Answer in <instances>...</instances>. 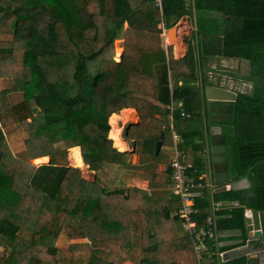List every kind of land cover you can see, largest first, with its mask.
Here are the masks:
<instances>
[{"label": "trees", "instance_id": "obj_1", "mask_svg": "<svg viewBox=\"0 0 264 264\" xmlns=\"http://www.w3.org/2000/svg\"><path fill=\"white\" fill-rule=\"evenodd\" d=\"M185 16L193 18L192 30L186 55L175 59L170 46L162 48L158 26L170 29ZM124 24L118 61L114 41ZM217 56L248 61V74L204 71V60ZM208 71L251 89L234 102H208ZM179 101L189 118L174 112L170 121L166 107ZM127 108L140 119L130 127L134 133L128 131L140 154L159 158L156 142L172 145L174 132L194 182L205 172L204 132L221 127L230 178H246L250 187L211 196L199 190L197 224L207 215L208 196L238 203L217 213L219 231H239L245 239L244 210L264 216V0H161V8L155 0H0V264H118L107 259L111 254L133 264H183L187 247L197 264L187 234L170 237L179 221L158 196L136 188L106 191L59 163L63 145L79 147L80 153L73 148L77 164L94 172L104 164L126 166L108 118ZM16 126L28 158L47 156V164L12 154L4 132ZM150 173L146 180L156 190L164 181ZM103 213L101 238L69 245L71 262L65 263L55 245L64 226L74 223L82 238V229ZM227 264H245V258Z\"/></svg>", "mask_w": 264, "mask_h": 264}, {"label": "built area", "instance_id": "obj_2", "mask_svg": "<svg viewBox=\"0 0 264 264\" xmlns=\"http://www.w3.org/2000/svg\"><path fill=\"white\" fill-rule=\"evenodd\" d=\"M156 6L161 8V0H155ZM162 44L165 50L170 45L167 41L165 29L162 33ZM226 77V76H225ZM227 78V77H226ZM230 90L236 91L233 87ZM238 93V92H237ZM169 119L172 121L174 112H178L182 119L189 118L183 109V102H171L167 107ZM179 138L172 132V158L169 162L170 176L169 187L171 194L177 198V203L171 208V215L178 219L184 233L190 239L192 250L197 264H227L229 261L245 258V264H264V239L246 237L238 241L226 240V235L217 228V213L225 208L220 202L210 200L207 215L201 224H197L194 216L197 209L194 207V198L199 190L206 189L209 195L216 189L208 174H202L199 181H191L188 170L192 164L187 161L186 154L178 150ZM202 158L206 166L210 167L209 143L204 132V149ZM227 189L229 186L226 184ZM238 203L232 202L227 208L237 207ZM245 211V210H244ZM243 251V252H241Z\"/></svg>", "mask_w": 264, "mask_h": 264}, {"label": "crops", "instance_id": "obj_3", "mask_svg": "<svg viewBox=\"0 0 264 264\" xmlns=\"http://www.w3.org/2000/svg\"><path fill=\"white\" fill-rule=\"evenodd\" d=\"M192 19L193 18H189V17L185 16L179 20L180 23H179V21L176 22V24L174 25L176 27V35L179 34L178 29H177L178 27L176 25L178 24V26H182L185 23L184 24L185 27L182 28V30L185 31L186 27L188 26V24H190ZM158 27L162 30V33H163V29H165L163 24H159ZM126 28H127V25L124 24L122 33L125 31ZM167 30H169V29H165V34L167 33ZM191 30H192L191 25H189L187 28V32H189V35L191 33ZM162 33L160 36H162ZM182 35H183L182 40H184L185 37L188 36V34H185V32H183ZM118 41H121V40H118ZM161 42H162V37H161ZM169 46L172 48V55H173V51H174V53H176L175 47L177 49L178 46L174 47V45H172V44H170ZM184 47H185V45L183 46V50L186 52V49H184ZM163 49H164V47H163ZM122 54H123V52H122ZM122 54L120 55L119 58H121ZM173 57L175 59H177L175 54L173 55ZM182 57H184L183 53H182V56L180 58H182ZM232 61H233L232 59H224V58L218 57V56L214 57V58L209 57V58L205 59L203 62V70L205 71L206 69H209V70L216 71V70L221 69V67H223V66H227V65L231 64ZM217 72H220V71H217ZM217 72L208 71L205 73L207 75V80L209 81L208 85H214L217 87H223V88H228V89H229V87H232L231 86V84H232L231 79L228 77L227 78L226 77H221V78L219 77L218 78L215 76V74H218ZM125 110L130 111L132 109H130V108L122 109L118 113H113V114H116V115L121 114ZM133 115H134V117H136V120L138 122H140L137 114L133 113ZM127 122L128 121L120 122L119 127H121V126L123 127L124 124ZM108 124H109V122H108ZM110 125H109V130H110ZM122 127H121V129H122ZM205 133H206V138H207L208 143H209V153H210V162L211 163H210V167L206 166V163H204L205 164V172L203 174H208L207 175L208 178H211L213 180V171H212L213 164H212L211 142H210L211 141V135H210V132L208 133L207 131H205ZM115 143H116V147L118 149L121 146H123L124 148L126 147L125 145H120L116 141H115ZM164 144H165V146H167L165 148V150L168 149L167 150L168 157L165 160L163 158H160V157L159 158H151L150 160L149 159L147 160V157L145 155L142 156L140 154L138 146H136V144H135V147L133 150H131L129 148V150L124 151L126 153V164H127L126 167L125 166H119V165L104 164L98 171L94 172V171L90 170L87 165L84 164L82 166H83V168L87 167L86 169L88 170V175L86 177L83 175L82 178L88 182L97 181L98 184L102 188L106 189V191H113L116 189L136 188L139 190L146 191L147 194H149V195L158 196L161 199L159 201L162 202L163 206L165 207V210L169 214V217L172 218L171 208L177 203V201L176 200L173 201V195L171 194L170 187H169V177H168V171L167 170L169 169L168 165H169L170 159L172 158L171 156H172L173 143H172V145H169L168 143H162L161 142V148L159 150L160 152L162 151ZM71 148L72 149H69V150H73L74 153H75V150L73 148L79 149V147H71ZM79 153H80V149H79ZM12 154H13V152H12ZM155 155H157V154H155ZM44 158L48 161L46 163H43V164H47L49 162V158L47 156L38 157V158L33 159V160L39 161V160H43ZM140 160H143L145 162L144 163L145 168H143V164H142V166H140L141 164L139 165ZM74 163H75V165H79V164H77L76 156H75V162ZM72 165L75 166L74 164H72L69 161V166L73 167ZM123 167H125V168L128 167L130 169H128L129 171L124 173V172H122V170L124 169ZM150 172H153L161 180L164 181V184H162V182L155 184L159 187L156 190H150L149 183L146 180V175L147 174L150 175L151 174ZM210 196L207 197L209 202L211 200ZM225 208H227V207H225ZM128 216H129L130 224H132L133 226H135V224H137L139 222L137 213L134 209L129 210ZM107 218H108V215L106 213H103L102 215H98L97 217H95L89 224H87L82 229V238L71 239L69 241L67 240L66 245L69 247V245L76 244V243H87V244H89L91 242V240L94 238L100 239L101 233H102V231H101L102 230V224L104 221L107 220ZM173 232H175V233L170 235L171 238L173 236L181 237V236L185 235L182 228H181L180 223L177 221L174 223ZM220 232L226 235V240H228V241L233 240L236 242L240 238V234H241L239 231H235V230L234 231L233 230H227V231L220 230ZM246 237H248V236L246 235ZM112 258H114V260H118L120 257L118 255H114V254L107 256V259L110 261H113ZM122 261L123 262L121 264H133V263H130V261H128V260L123 259Z\"/></svg>", "mask_w": 264, "mask_h": 264}, {"label": "rangeland", "instance_id": "obj_4", "mask_svg": "<svg viewBox=\"0 0 264 264\" xmlns=\"http://www.w3.org/2000/svg\"><path fill=\"white\" fill-rule=\"evenodd\" d=\"M179 23H180V21H179ZM184 24L182 26H178V24L176 25L178 27L177 29H178V32H179V34L176 35V38H177L176 41L175 40L173 41V40H171L170 38L167 37L168 43L169 44H173L174 47L175 46H179V43L181 42V40L183 38V35H182L183 32H185V34H188V36H189V32H187V28H188V26L190 24H188V26L186 25L187 27H186L185 31L182 30V28L185 27ZM118 40H121V41H118ZM184 41H185V39H184ZM123 42H124L123 33H120V35L117 36V38L114 41V47H115L114 58L119 57L122 54L123 45H124ZM161 45H162V43H161ZM162 48H163V45H162ZM184 49H186V45H185ZM175 52L176 53H174V51H173V55L175 54L176 58L179 59L182 56L183 51L181 50V48L177 47V49H175ZM241 64H240V62L238 60H236V59L234 60L233 59L231 64H229L227 66H223V67H221V69L216 70V71H220V72H222V71H227V72L230 71V72H234L236 74L241 75V74L245 73V63H241ZM215 76L218 77V78L219 77L220 78L221 77H225V76H222L220 74H215ZM231 81H232L231 86L233 87V89H236L237 92H243V91L245 92V91H249L251 89V85L249 83L242 82L241 80H233V79H231ZM6 83H7L6 81H3L2 82V86L5 87ZM14 97H15V99L16 98L19 99L17 96H14ZM130 111L133 112V113H136L135 110H133V109L130 110ZM139 121H140V119H139ZM132 122H134V123L138 122L136 120V117H134ZM137 124H139V122ZM145 127H149V124H147V125L145 124ZM130 130H131L132 133H134V131H135L133 128H131ZM5 134H6V137L8 139L10 149L13 152L14 156L18 160L31 163L34 166L42 165L43 163H46L48 161L46 159L38 161V160H33V159L28 158V153L26 152L25 146L23 144L24 133H23V131L21 130V128L19 126L13 127V128H11L9 130H5ZM166 147L167 146H165V144H164V146L162 148V151L159 154V157L163 158L164 160L168 157V155H167L168 154V152H167L168 149L165 150ZM58 149H59V151H63V150L66 151L65 161H64V159L62 160L60 157H58L59 163H66L69 166L68 153H73L74 154V158H75L74 151L68 152L69 148L66 149L65 146H63V145H59ZM119 150L127 151V150H129V147H128V145L125 148L123 146H121V147H119ZM74 162H75V160H74ZM144 163L145 162L143 160H140L139 165L141 164L140 166H142V164H143V168H145ZM72 164L75 165V163H72ZM79 166L80 167H77L75 165L73 167L77 168L80 171L81 175L82 176L84 175L86 177L88 175V170L86 169L87 167L83 168L82 165H79ZM126 166H127V164H126ZM125 167H123L124 169L122 170V172H124V173L129 171L128 169H130V168H128L129 166L127 168H125ZM78 233H79V231L77 229V226L74 223H72V224L64 226V228L60 232V235L58 236V239L56 240L55 245H57L58 247L57 246L56 247L59 248L60 251L62 252V255H63L62 258H63L65 263H70L71 262L70 252H69L68 246L66 245V242H67V240L69 241L71 239H80V238H77L78 237ZM0 251H2V250L0 249ZM112 260L114 262L118 263V264H121L123 262L122 261L123 259H121V258H119L118 260H114V258H112ZM182 260L184 261V262H181L183 264H195V262L193 260V255H192V253H191V251H190V249L188 247L186 248V252L183 255ZM42 263L43 264H52V263H49L48 261H43ZM175 263H178V262H175Z\"/></svg>", "mask_w": 264, "mask_h": 264}, {"label": "water", "instance_id": "obj_5", "mask_svg": "<svg viewBox=\"0 0 264 264\" xmlns=\"http://www.w3.org/2000/svg\"><path fill=\"white\" fill-rule=\"evenodd\" d=\"M166 37L171 40L176 41V27H172L167 30ZM173 45V44H172ZM185 45L184 40H181L179 43V48H182L183 56L186 55V52L183 50V46ZM176 49V48H175ZM241 63H245V75L249 72V62L245 60H238ZM242 65V64H241ZM243 82V81H242ZM237 92L230 90L228 88L217 87L214 85H207L204 88V96L205 100L208 102H234L237 97ZM34 114L38 113L37 109H33ZM137 124V123H136ZM135 125L134 122L128 121L124 124L121 129L120 136L124 139L131 150L135 147V141L128 137V131L131 126ZM209 132L211 135V155H212V164H213V182L216 185V192H223L229 189L233 190H242L248 189L250 184L246 178L241 180L232 181L230 175L228 173V166L225 156V146L222 136V130L220 126L213 125L209 128ZM163 135L160 134V138ZM161 148V141H157L155 144V154H158ZM226 184L229 186L227 189ZM223 206H231L232 202H222ZM245 218V230L248 237L261 238L264 233V216L259 211L255 210H245L244 211ZM243 252V251H241Z\"/></svg>", "mask_w": 264, "mask_h": 264}, {"label": "bare ground", "instance_id": "obj_6", "mask_svg": "<svg viewBox=\"0 0 264 264\" xmlns=\"http://www.w3.org/2000/svg\"><path fill=\"white\" fill-rule=\"evenodd\" d=\"M119 57H116V59L119 60L120 59ZM133 119H134L133 112H131L129 110H125L121 114H117V115L116 114H113L109 118V122H110V124L112 126L111 137L113 138V140H115L116 142H118L120 145L127 146L128 144L120 136L121 128L119 127V124L122 121H124V122H126V121H132ZM68 160L71 163H74L75 158H74V154L73 153H68ZM76 166L80 167L79 165H76Z\"/></svg>", "mask_w": 264, "mask_h": 264}, {"label": "flooded vegetation", "instance_id": "obj_7", "mask_svg": "<svg viewBox=\"0 0 264 264\" xmlns=\"http://www.w3.org/2000/svg\"><path fill=\"white\" fill-rule=\"evenodd\" d=\"M244 74H241L240 76H243Z\"/></svg>", "mask_w": 264, "mask_h": 264}]
</instances>
